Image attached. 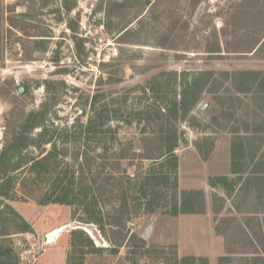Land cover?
<instances>
[{"label":"rangeland","instance_id":"rangeland-1","mask_svg":"<svg viewBox=\"0 0 264 264\" xmlns=\"http://www.w3.org/2000/svg\"><path fill=\"white\" fill-rule=\"evenodd\" d=\"M195 80L199 99L173 123L177 191L201 190L204 212L172 215L167 205L132 216L134 226L123 227L126 240L115 245L117 231L82 221L88 216L82 206L40 205L23 197L17 184L15 195L0 205V240L17 249L19 264H38L49 246H55L56 264H68L73 229L98 248L88 247L84 264H174L188 255L208 264H264V0H0V149L41 107L47 127L74 130L102 105L120 110L124 120L163 95L172 106ZM123 119L109 121L115 129L107 134L114 139L109 152L131 143L138 154L140 139L166 126L163 117L149 125ZM239 136L256 143L253 149L245 144L247 156L242 149L232 154ZM84 144L94 145L83 134L65 160L74 163ZM210 146L204 158L200 148ZM121 164L130 176L160 169L137 156Z\"/></svg>","mask_w":264,"mask_h":264},{"label":"trees","instance_id":"trees-1","mask_svg":"<svg viewBox=\"0 0 264 264\" xmlns=\"http://www.w3.org/2000/svg\"><path fill=\"white\" fill-rule=\"evenodd\" d=\"M200 91L198 81H190L181 91L180 100H171L172 106L168 105L166 96L163 95L154 103L131 110L128 113V117L130 116L128 120L122 118L123 113L120 110H109L107 106L102 105L98 109H93V114L84 127L81 124L74 130L66 127L58 131L47 127L44 123L47 112L43 107L29 112L17 127V131L6 140L0 149V205L3 199H10L15 195L14 189L17 184L22 190L23 197L33 199L40 205L50 203L80 205L88 215L82 221L98 224L103 232L105 225L117 231L118 238L115 242L112 241L115 245H121L126 240L127 232L123 231V227L132 216H139L143 212L151 213L157 207L167 205L170 206L169 210L172 215L204 212L205 200L201 190H192L189 194L186 192L178 194V158L175 149L179 138L173 126L174 121H177L180 116L179 113L184 114L197 102ZM162 117L166 118L165 128L161 127L159 134L154 137L140 139L142 152L138 154L132 152L131 143L119 151L109 152L113 147L109 143L110 139L112 141L114 139L112 136L108 138L107 134L115 132V129L109 125L111 119H123L131 123L134 118H137L138 122L145 121V124L149 125L153 119L160 120ZM38 127H40L39 131L33 133ZM247 128L248 125L244 135L248 136L250 132ZM83 134L87 141L94 145L84 144L81 152L73 154L74 163L67 162L65 159L68 156L69 146L77 140L80 141ZM238 141L239 144L232 147V154L235 157L239 149L243 150V156L249 155L245 153L246 143H248V148L251 144H256L251 141L249 143V138L245 139L244 136H239ZM47 145H49V150H46ZM211 147L204 152L200 148L204 158L209 155ZM30 148L36 149L38 154L34 155L33 150L29 151ZM96 149L100 151L96 154L91 152ZM80 155L82 160L76 163ZM134 155L140 160L151 159L160 169L155 170L151 167L145 175L137 172L130 176L126 173V168L122 167L121 162L124 159L136 157ZM253 157L254 154L251 153V161ZM213 179L215 178L212 177L210 180ZM216 179L226 181L227 177L216 176ZM169 181L172 182V189L168 194L166 189ZM161 200L165 203H160ZM111 203L112 208L103 211ZM116 203L119 204L116 206ZM217 211L219 210L216 209L215 212ZM23 229L24 231L29 229L26 222H24ZM248 241L250 242L249 238ZM6 242L0 240V264H19L17 249L11 243ZM88 247L98 250L87 234L80 229H73L70 238L72 257L68 260V264H84V256L89 251ZM72 258L74 262H71ZM76 260L79 261L76 262ZM174 264H208V261L205 257L188 255L176 259Z\"/></svg>","mask_w":264,"mask_h":264},{"label":"crops","instance_id":"crops-1","mask_svg":"<svg viewBox=\"0 0 264 264\" xmlns=\"http://www.w3.org/2000/svg\"><path fill=\"white\" fill-rule=\"evenodd\" d=\"M55 246H49L44 249L38 258V264H56L57 259L54 258Z\"/></svg>","mask_w":264,"mask_h":264},{"label":"water","instance_id":"water-1","mask_svg":"<svg viewBox=\"0 0 264 264\" xmlns=\"http://www.w3.org/2000/svg\"><path fill=\"white\" fill-rule=\"evenodd\" d=\"M18 90L19 91H22V88L20 86H18ZM206 106H207L206 102H203L200 107L201 108H205ZM153 224H154V221L151 220L148 223V225L142 230V232H141V238L146 239L148 237V234L152 230Z\"/></svg>","mask_w":264,"mask_h":264},{"label":"bare ground","instance_id":"bare-ground-1","mask_svg":"<svg viewBox=\"0 0 264 264\" xmlns=\"http://www.w3.org/2000/svg\"><path fill=\"white\" fill-rule=\"evenodd\" d=\"M64 228V226H61L60 228H57L55 230H52L50 231L48 234H47V238H49L48 240H51L53 237H55L57 235V233L62 230ZM91 234V233H90Z\"/></svg>","mask_w":264,"mask_h":264},{"label":"built area","instance_id":"built-area-1","mask_svg":"<svg viewBox=\"0 0 264 264\" xmlns=\"http://www.w3.org/2000/svg\"><path fill=\"white\" fill-rule=\"evenodd\" d=\"M126 225H127L128 228H132L134 226L133 219L128 220L127 223H126Z\"/></svg>","mask_w":264,"mask_h":264}]
</instances>
